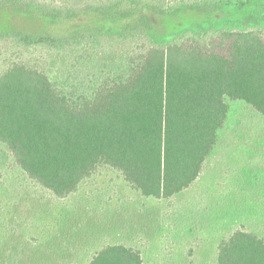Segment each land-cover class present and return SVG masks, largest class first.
Here are the masks:
<instances>
[{
    "label": "trees",
    "instance_id": "1",
    "mask_svg": "<svg viewBox=\"0 0 264 264\" xmlns=\"http://www.w3.org/2000/svg\"><path fill=\"white\" fill-rule=\"evenodd\" d=\"M169 2L109 0L88 6L105 17L106 28L83 27L78 18L80 31L66 37L28 36L16 28L6 32L15 44L58 51L85 41L96 48L114 39L145 37L152 43L125 61L128 69L122 67L120 75L96 70L95 78L87 86L82 80L73 94H64L45 72L25 64L0 74V144L28 182L67 199L100 168L111 169L143 197L170 200L205 171L228 118L227 99L245 102L264 116V0H190L172 8ZM202 2L209 12L212 5L215 10L232 6L240 17L160 38L163 17L182 7L201 9ZM7 6L12 9L1 15L16 11L40 18L35 0L0 1V11ZM45 13L43 18L54 23L66 20L64 10ZM114 29L118 38L110 33ZM208 33L221 38L210 50L195 39ZM187 34L193 35L189 44L181 40ZM21 247L5 253V260L19 263L20 255L12 254H21ZM87 264H144V258L140 249L118 244L98 250ZM217 264H264V238L235 231L220 243Z\"/></svg>",
    "mask_w": 264,
    "mask_h": 264
},
{
    "label": "rangeland",
    "instance_id": "2",
    "mask_svg": "<svg viewBox=\"0 0 264 264\" xmlns=\"http://www.w3.org/2000/svg\"><path fill=\"white\" fill-rule=\"evenodd\" d=\"M35 1L41 7L40 18L16 11L1 15L10 6L0 11V74L13 64H25L45 72L68 95L81 87L82 80L87 86L96 70L110 69L115 78L122 67L128 69L125 61L152 45L145 37L114 39L111 45L97 48L85 41L62 51L15 44L6 34L13 28L28 36L54 38L80 31L79 24L106 28L105 17L87 7L107 5L109 0ZM189 1L170 0L168 6ZM203 3L201 9L182 7L163 17L160 38L169 39L192 25L221 26L218 18L240 17L232 6L215 10L212 5L209 12ZM62 10L63 22L43 18L45 12ZM78 18L83 20L79 24ZM110 33L119 34L116 29ZM192 36L187 34L181 40L189 44ZM195 39L208 50L221 41L211 33ZM227 104L228 118L205 171L190 189L165 201L143 197L117 172L103 168L75 195L59 199L28 182L0 144V264H10L5 253L18 246L22 253L12 254L20 255L17 264H87L98 250L118 244L140 249L144 264H217L220 243L235 231L264 238V116L242 101L227 99Z\"/></svg>",
    "mask_w": 264,
    "mask_h": 264
}]
</instances>
